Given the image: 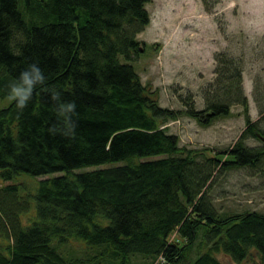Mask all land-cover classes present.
Instances as JSON below:
<instances>
[{
	"label": "trees",
	"instance_id": "trees-1",
	"mask_svg": "<svg viewBox=\"0 0 264 264\" xmlns=\"http://www.w3.org/2000/svg\"><path fill=\"white\" fill-rule=\"evenodd\" d=\"M201 1L208 14L220 2ZM151 2L0 0V98L29 63L47 77L23 113L13 102L0 109V264H223L219 253L242 263L253 250L264 264V214L220 212L211 196L224 170L264 167V149L244 145L264 139L244 59L215 53L203 110L193 100L184 111L162 107L133 64ZM53 89L77 104L74 135L49 131L63 128ZM236 105L247 126L222 159L180 145L166 126L185 114L208 127ZM21 173L49 177L24 193L25 183H7Z\"/></svg>",
	"mask_w": 264,
	"mask_h": 264
},
{
	"label": "rangeland",
	"instance_id": "rangeland-1",
	"mask_svg": "<svg viewBox=\"0 0 264 264\" xmlns=\"http://www.w3.org/2000/svg\"><path fill=\"white\" fill-rule=\"evenodd\" d=\"M147 9L151 23L138 36L144 45L133 64L143 82L157 90L160 105L184 111L187 104L193 103L197 110H203L206 104L202 89L215 76L214 55L229 49L244 59L243 84L249 114L264 130V0H220L213 14L205 11L201 0H153ZM163 43V53L170 57L168 62L160 53ZM12 102L8 96L0 98V109ZM166 126L180 137V145L221 152L217 157L222 159L247 125L243 107L236 105L229 116L216 117L208 127L185 114ZM244 145L264 149V139L248 137ZM48 177L21 173L7 183H25L24 193H36L38 183ZM211 196L220 212L264 214V167L224 170L214 182ZM35 216L33 200L32 210L23 220L28 222ZM6 243L5 237H0V246ZM72 245L83 248L78 242ZM252 252L242 263L224 253L216 256L223 264H260L257 251Z\"/></svg>",
	"mask_w": 264,
	"mask_h": 264
},
{
	"label": "clouds",
	"instance_id": "clouds-1",
	"mask_svg": "<svg viewBox=\"0 0 264 264\" xmlns=\"http://www.w3.org/2000/svg\"><path fill=\"white\" fill-rule=\"evenodd\" d=\"M47 77L39 63L32 62L19 73V75L10 81L7 86L8 97L13 101L18 114L23 113L29 103L32 101L35 91L46 84ZM60 92L53 89L50 91V99L57 103V118L63 123L62 129L55 127L49 131L55 134L61 131L65 136H71L76 131V120L78 113L76 111V102H60Z\"/></svg>",
	"mask_w": 264,
	"mask_h": 264
},
{
	"label": "crops",
	"instance_id": "crops-1",
	"mask_svg": "<svg viewBox=\"0 0 264 264\" xmlns=\"http://www.w3.org/2000/svg\"><path fill=\"white\" fill-rule=\"evenodd\" d=\"M139 40H140V39H139ZM157 41H158V40H157ZM157 41H156V42H157ZM164 47H166V43H163L162 47L160 48V53L163 55L164 59L166 58V60H165V61H166V62H168V61H169V59H168V58H170V57H169V55H168V56H166V55H165V53H163V51L165 50V48H164ZM167 54H168V53H167ZM167 60H168V61H167Z\"/></svg>",
	"mask_w": 264,
	"mask_h": 264
},
{
	"label": "water",
	"instance_id": "water-1",
	"mask_svg": "<svg viewBox=\"0 0 264 264\" xmlns=\"http://www.w3.org/2000/svg\"><path fill=\"white\" fill-rule=\"evenodd\" d=\"M141 50H142V48H141ZM209 115H212V113H210Z\"/></svg>",
	"mask_w": 264,
	"mask_h": 264
}]
</instances>
